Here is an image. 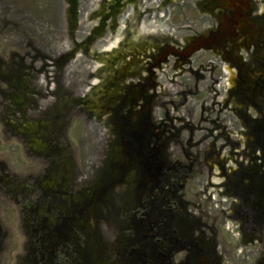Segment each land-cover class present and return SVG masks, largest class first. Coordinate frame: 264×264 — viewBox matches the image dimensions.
<instances>
[{"label": "flooded vegetation", "instance_id": "flooded-vegetation-1", "mask_svg": "<svg viewBox=\"0 0 264 264\" xmlns=\"http://www.w3.org/2000/svg\"><path fill=\"white\" fill-rule=\"evenodd\" d=\"M66 3L61 55L56 60L53 40L45 49L32 41L22 57L11 53L15 77L0 93L2 120L13 117L11 136L37 163L21 171L0 159V200L15 202L28 233L16 264H101L99 234L111 239L116 230L127 231L111 239L120 258L104 264H136L137 257L142 264H222L216 226L233 227L242 244H261L264 0ZM20 7L0 0L10 47L22 46L12 26L32 20ZM191 42L195 50L186 54ZM64 64L89 69L88 93L74 100L58 93L54 68ZM23 90L30 105L22 110L11 98ZM62 95L65 112L90 118L99 137L96 158L81 166L70 167L66 130L55 126ZM128 194L131 202L118 209L115 201Z\"/></svg>", "mask_w": 264, "mask_h": 264}, {"label": "rangeland", "instance_id": "rangeland-1", "mask_svg": "<svg viewBox=\"0 0 264 264\" xmlns=\"http://www.w3.org/2000/svg\"><path fill=\"white\" fill-rule=\"evenodd\" d=\"M5 2L10 3V0H5ZM17 2L21 5L20 12H22V15H25L27 18L32 20L25 19L22 23L12 26V38L16 36V38L22 39L21 47H10L6 45V42L4 41L5 36L7 35L5 33L6 28L4 26L3 29H0V93L5 91L8 87V83L13 80L10 76L15 77L11 65L9 66L8 64L11 59L9 58L11 57V53H18L17 57H22L24 56L25 51L29 49L27 44L32 41V44L45 49V41L53 40V44L50 47L54 50L57 60V57L62 53V45L67 43L65 33L67 24L66 0H17ZM30 30L37 31L38 37L32 38L29 35ZM148 30H151L150 32L155 31L154 25L148 28ZM110 47L111 43L105 46V49H109ZM64 65L66 66V64ZM65 66L62 65L61 67L60 65V67L54 68L55 76L60 87L57 90L58 93L65 92L64 95L66 93H71V100L77 99L79 94H82V92L88 93L90 91L89 88L85 87L83 90L82 87L84 80L86 79L85 74H87L89 69L86 68V71L84 68L80 69L77 64H72L70 67ZM24 81L27 82V77L24 78ZM109 92H111V90H109ZM59 98L60 101L57 103V111L61 116L56 118L55 126L58 127L61 125L63 129L66 130V141L72 153H74L73 157H71V160L69 161L70 167H74L75 165L81 166L82 161L86 162L90 159L93 161L94 158H96V145L99 138H96L93 133V122H91L90 118L83 116L78 118L77 116L71 115L72 117H70V115L65 112V105H63V101L66 99L63 100V95L62 98L61 96ZM27 99H30V94L25 90L20 91V93L18 92L16 96L11 98L14 103H22V105H19V107H22V110L30 105L28 104ZM8 100H6V103ZM65 104L68 103L65 102ZM0 106H2L0 108H3L1 95ZM92 107H94V104ZM10 109L13 110V114L21 113V111H18V106L15 104H13ZM0 113H3L2 109L0 110ZM11 118L13 117L9 115L6 120H2L0 116V151H4V158L0 159L10 161L8 162V165H10L11 168H20L21 171H23L25 168L31 167L34 163L37 165V163L30 155L28 156L22 153L20 143L11 136L10 128H14L16 125V121ZM26 125L29 130H33L35 128L34 124L26 123ZM70 170H73V168ZM122 188L124 192V190L128 189V186L125 185L124 187H119L121 190ZM130 202L131 196L128 194L127 196L125 195L123 199L120 198L115 201V204L117 208L120 209L123 203ZM17 209L18 206L15 205L14 201L7 200L5 202L0 200V228L6 231V234L4 235V230H0V249L6 248L4 253L0 254L1 264H16L20 261L19 258L24 257L25 254V251L23 250L24 246L22 244L25 240H27L28 233H26V230H23L22 227L20 228L22 223H20L17 216ZM120 219H124V217L120 215ZM120 226H122V223H120ZM216 228L217 231H219L217 239L219 241H223L225 244V262H222V264H264V232L262 234L261 244L260 242H255V244H242L241 238L239 239L236 235L233 227H231L229 232L221 229L222 227L219 228V226H216ZM126 233V230H116V233H114L111 239H116L117 237L118 239L119 237L122 238V235ZM108 238L109 237L103 236V234H99L98 241L99 244H101L100 250L104 252L101 264L111 263L113 259L120 258V256L116 255L117 252L121 253L118 250V244H113L111 242L112 240ZM4 242H6V246ZM112 247H114V249L117 248V250H111ZM106 258L108 262L107 260H104ZM141 260L142 259L137 257L134 262L136 264H142ZM149 260L153 262L151 258H149ZM123 261V259L121 261H117L116 264H127L126 260L124 262ZM158 261L159 258L155 260V263L157 264Z\"/></svg>", "mask_w": 264, "mask_h": 264}, {"label": "water", "instance_id": "water-1", "mask_svg": "<svg viewBox=\"0 0 264 264\" xmlns=\"http://www.w3.org/2000/svg\"><path fill=\"white\" fill-rule=\"evenodd\" d=\"M195 43L194 42H191L189 43V45L184 48V51L186 52V54H190L191 52H193L195 50ZM173 50V48H171ZM180 53L182 54L183 51H180Z\"/></svg>", "mask_w": 264, "mask_h": 264}]
</instances>
